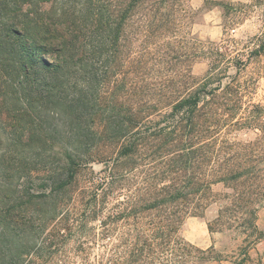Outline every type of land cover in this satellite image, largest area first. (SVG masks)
Listing matches in <instances>:
<instances>
[{
	"label": "trees",
	"instance_id": "obj_1",
	"mask_svg": "<svg viewBox=\"0 0 264 264\" xmlns=\"http://www.w3.org/2000/svg\"><path fill=\"white\" fill-rule=\"evenodd\" d=\"M185 1L0 0V88L11 87L25 109L0 110L3 177L28 172L25 143L52 165L47 191L0 196V264L215 260L181 232L219 201L211 233L240 230L248 250L263 239L261 145L230 136L253 127L250 117L236 116L244 88L233 79L210 89L226 69L197 78L192 66L182 75L169 61L159 82L118 80L122 35L137 12H146L145 32L173 31ZM222 49L212 52V68ZM263 51L264 42L254 53ZM97 158L111 161L106 178L77 188L82 167ZM219 184L229 192L215 194Z\"/></svg>",
	"mask_w": 264,
	"mask_h": 264
},
{
	"label": "rangeland",
	"instance_id": "obj_2",
	"mask_svg": "<svg viewBox=\"0 0 264 264\" xmlns=\"http://www.w3.org/2000/svg\"><path fill=\"white\" fill-rule=\"evenodd\" d=\"M145 13L139 10L122 35L118 80L125 76H138L149 83L159 82L168 77L165 61L179 69L182 75H187L192 66V72L197 78L205 77L210 69H213L211 73L226 69L222 77L209 88L226 85L233 79L244 88L245 104L236 116L250 117L253 127L234 130L230 136L242 142L260 143L258 155L264 162V51L258 56L254 53L258 44L264 42V0H186L183 9L173 16L176 22L173 31L161 29L145 32L142 28ZM228 42L231 45H226ZM217 45L223 48L226 46V50H219L224 53V58L216 68H212V52L216 51ZM192 54L195 56L194 62ZM14 92L6 83H1L0 101L3 104L0 110H14L22 114L25 109L15 99ZM209 107L207 104L206 110ZM0 132L4 134L1 117ZM5 136L4 140L0 139V196L12 192L10 196L16 197L17 189L20 192L27 189L38 193L47 191L50 176L47 171H50L52 165L49 159L38 156V146H28V143L23 144L20 150L28 162V172L23 173L22 178L4 179L1 156L8 148ZM110 151L107 149L103 152L107 156ZM53 153V158H56L59 145H56ZM53 158L51 163L55 161ZM110 162L97 158V161L83 166L77 188L100 184L107 176ZM227 192L223 184L214 187V193L219 196ZM10 204H13L12 201ZM221 204L220 201L213 203L202 217H189L182 228L181 234L189 243L202 250L212 249L208 256L215 257V260L194 264H238L245 259L246 254L248 259L245 264H264V250L261 253L257 249L258 244L264 242V236L254 248L248 250L250 239L240 230L224 228L222 232L218 229L214 233L209 231V224L218 217ZM257 225L264 234V206L259 210ZM209 238L212 239L211 247H201L194 243Z\"/></svg>",
	"mask_w": 264,
	"mask_h": 264
},
{
	"label": "crops",
	"instance_id": "obj_3",
	"mask_svg": "<svg viewBox=\"0 0 264 264\" xmlns=\"http://www.w3.org/2000/svg\"><path fill=\"white\" fill-rule=\"evenodd\" d=\"M194 243L196 245H198V246L208 248V247H211L212 246V239L211 238H209L208 240L207 239H203L201 241L200 240L199 241L197 240ZM257 249H258V251H260L262 253L263 250H264V242L259 243ZM257 249L255 251H257Z\"/></svg>",
	"mask_w": 264,
	"mask_h": 264
}]
</instances>
